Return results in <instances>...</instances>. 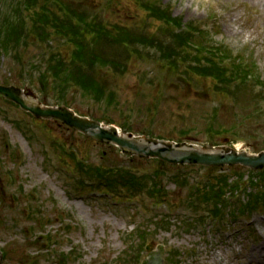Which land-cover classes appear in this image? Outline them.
I'll use <instances>...</instances> for the list:
<instances>
[{
    "label": "rangeland",
    "instance_id": "1",
    "mask_svg": "<svg viewBox=\"0 0 264 264\" xmlns=\"http://www.w3.org/2000/svg\"><path fill=\"white\" fill-rule=\"evenodd\" d=\"M5 1L12 8L21 0ZM61 1L90 31L47 14V38L31 33L2 54L0 84L60 105L61 92L40 85L39 68L63 54L95 79L90 63L73 57L82 43L86 56L94 49L103 61L94 68L103 67L106 92L97 102L79 88L65 90L79 114L206 149L224 137L240 151L264 148L263 3ZM103 185L113 189L104 194ZM263 209L264 169L126 155L0 96V264H140L150 242L164 245L165 264H263L244 258L264 241Z\"/></svg>",
    "mask_w": 264,
    "mask_h": 264
},
{
    "label": "water",
    "instance_id": "2",
    "mask_svg": "<svg viewBox=\"0 0 264 264\" xmlns=\"http://www.w3.org/2000/svg\"><path fill=\"white\" fill-rule=\"evenodd\" d=\"M0 95L17 104L22 110L36 118L60 119L68 126L100 143L112 144L130 156L143 159L156 158L168 164L204 166L240 165L252 170L264 168V150L256 154L237 151L226 145L204 149L194 143L174 142L164 139L122 132L115 125L105 124L75 113L65 105H45L38 101L35 93L27 87L0 84ZM228 139H223L227 142ZM146 254L140 264H165L163 244L154 247L153 242L145 246Z\"/></svg>",
    "mask_w": 264,
    "mask_h": 264
},
{
    "label": "trees",
    "instance_id": "3",
    "mask_svg": "<svg viewBox=\"0 0 264 264\" xmlns=\"http://www.w3.org/2000/svg\"><path fill=\"white\" fill-rule=\"evenodd\" d=\"M43 1H45V3H43L41 0H35V2L32 0H21L15 7L13 6L12 8L10 7V1H5L3 5H0V57L3 53H7L9 49H17L21 45L20 42L23 41V38L27 37L31 33L39 35L40 37L46 35L47 38L49 30V25L46 20L47 14H57V16L60 17L61 20H63L66 24L72 26L74 29L79 30L80 32H84L86 30L90 31V27L92 26L83 20L79 14L65 6L61 0ZM31 4L41 8L44 12L43 16L39 15L37 11L33 12L31 10L32 7H30ZM50 4L58 11V13L50 7ZM23 12L26 16L23 15ZM162 19L170 28L177 26L176 21L168 17H164ZM122 41L129 42L130 40L123 39ZM74 44L76 51L73 53V57L80 62H89L93 69V71H91L90 68V72H93L95 79L90 73H87L80 66L73 65L71 67V65L67 64L65 62V57L62 54L61 60H55L51 56L44 61L42 64L43 67L39 68V80L41 82L40 85L42 86L43 90L48 88L51 90L58 89L61 92V95L58 97V101L65 105H67L66 96L62 94L65 93V90L71 87H75V90L76 88H79L84 94L94 98L98 102L102 100L106 89L104 88V83L101 79V71L103 67H98L95 69L94 64L103 63V61L101 58L96 56V51L94 49H91L90 55L86 56L84 53L86 51V46L82 43ZM187 45L194 50L202 48V46H200L198 43L192 41L187 42ZM85 62L84 64H86ZM32 78L33 77L31 76L29 77L28 81L30 84L33 83ZM49 84L52 85L49 86ZM73 109L77 113H80L75 108ZM95 119L104 121L102 118ZM106 122L113 123L112 121ZM143 134L147 133L143 132ZM103 186L107 187L108 190L113 189L108 185Z\"/></svg>",
    "mask_w": 264,
    "mask_h": 264
},
{
    "label": "bare ground",
    "instance_id": "4",
    "mask_svg": "<svg viewBox=\"0 0 264 264\" xmlns=\"http://www.w3.org/2000/svg\"><path fill=\"white\" fill-rule=\"evenodd\" d=\"M252 1H254V2L258 3V4H261V3L264 4V0H252ZM220 258L221 257H217L216 260H219ZM244 258L245 259H249V261H255L256 263H257V260L259 258H261L262 261H263V264H264V241L260 242L250 252H246V254H244Z\"/></svg>",
    "mask_w": 264,
    "mask_h": 264
}]
</instances>
